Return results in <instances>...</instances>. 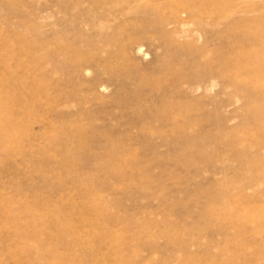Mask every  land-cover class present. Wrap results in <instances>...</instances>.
<instances>
[{
	"label": "rangeland",
	"instance_id": "obj_1",
	"mask_svg": "<svg viewBox=\"0 0 264 264\" xmlns=\"http://www.w3.org/2000/svg\"><path fill=\"white\" fill-rule=\"evenodd\" d=\"M253 30L264 0H0V264H264Z\"/></svg>",
	"mask_w": 264,
	"mask_h": 264
},
{
	"label": "bare ground",
	"instance_id": "obj_2",
	"mask_svg": "<svg viewBox=\"0 0 264 264\" xmlns=\"http://www.w3.org/2000/svg\"><path fill=\"white\" fill-rule=\"evenodd\" d=\"M180 6H182L183 7V11L184 12H186L187 13V15H189V17H190V15H192V17H194V15H196V16H201L202 14H204V13H206V12H203V11H201L199 8H197L195 5H194V3H191V2H185V4H183V5H180ZM217 15V14H216ZM200 23V22H199ZM234 31V30H233ZM233 31H231V32H233ZM257 30H253L251 33V36H252V38H254L255 40H256V42H254V44H253V47H257L256 49H254L251 53H250V57H249V59H248V61H249V63L252 65H255V62L256 61H258V60H260V59H263L264 60V32L262 33V34H258V35H261V36H258V35H256V33H254V32H256ZM255 34V35H254ZM218 38H223L222 36H218ZM257 42H259V45L260 46H262L261 48H258V47H260L258 44H257ZM253 53V54H252ZM252 54V55H251ZM228 67V64H225V65H223V68L226 70V68ZM243 70H246V68H247V66L244 68V66H242L241 67ZM223 69V70H224ZM250 71H252L251 69H250ZM259 76L260 77H263L264 78V74H263V76H261V74H259ZM236 79L237 78H235V77H232L230 80H233V81H231V82H233V83H235L236 82ZM180 83V82H179ZM178 85V84H177ZM237 85H238V83H237ZM239 87H243V85H238ZM178 87H179V85H178ZM177 87V88H178ZM245 88V87H244ZM179 106V105H178ZM264 106V105H263ZM179 107H177V109H178ZM187 109H188V107H184V108H181L180 107V109H178L179 111H177L176 113H171L172 115H170L168 112H167V115H168V117L170 118V119H175V118H177L178 116H182L186 111H187ZM248 110H250V112H249V115L250 116H254V118H255V113H257V111H256V109H255V106L254 105H252V104H250L249 105V108H248ZM186 114V113H185ZM165 115V114H164ZM166 117V116H165ZM164 117V118H165ZM169 118H167V119H169ZM168 121V120H167ZM174 121V120H173ZM259 123H261V122H259ZM175 124V123H174ZM177 124H179V123H177ZM184 124V123H183ZM178 126V125H177ZM180 127V126H179ZM182 127H183V125H182ZM175 128V127H174ZM173 128V129H174ZM76 142V141H75ZM79 141H77L76 142V144L78 143ZM210 225V224H209ZM208 225V226H209ZM210 228V227H209ZM262 254V253H261ZM257 256V255H256ZM259 256H260V253H259ZM187 257H190V255H187ZM192 258V257H191Z\"/></svg>",
	"mask_w": 264,
	"mask_h": 264
}]
</instances>
